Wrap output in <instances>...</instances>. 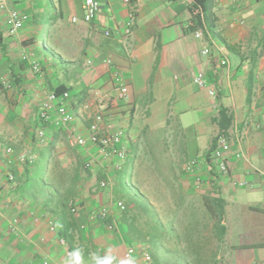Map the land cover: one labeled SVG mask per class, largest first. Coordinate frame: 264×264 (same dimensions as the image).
Instances as JSON below:
<instances>
[{
    "label": "crops",
    "instance_id": "obj_1",
    "mask_svg": "<svg viewBox=\"0 0 264 264\" xmlns=\"http://www.w3.org/2000/svg\"><path fill=\"white\" fill-rule=\"evenodd\" d=\"M82 1H5L7 13L17 8L28 15L17 35L8 37L4 27L7 13L0 10V73L17 84L14 90H18V101L28 95L37 109L42 91H54L59 86H64L72 99L82 102L91 97L87 95V91L91 92L89 86H98L99 93L111 99L115 96L113 72L122 76L128 87V101L119 103L114 122L120 125L138 118L139 131L143 132L172 120L180 134L176 137L177 148L183 149L181 155L188 158L207 153L219 132L213 120L220 108H227L233 120L224 138L232 144V150L238 147L248 158L229 159L230 179L246 181L248 186L239 189L208 175L209 180L202 170L204 196H218L225 202V235L221 241L212 229L213 221L210 225L212 258L216 264H264V180L252 169L264 166V0H210L209 25H205L200 13L205 41L194 37L198 29L193 26L194 0H131L129 6L122 0H98L100 8L93 23L81 21ZM130 12L134 24L130 36H124ZM72 18L77 21L73 23ZM40 25L53 27L50 32L59 58L39 54L34 38ZM104 30L110 31L109 37L103 35ZM66 31L74 33L78 40L65 41L62 33ZM76 45L78 55L72 57ZM204 46L209 47L208 56L201 55ZM108 57L112 59L111 68L103 64ZM87 60L92 64L87 66ZM223 60L226 65L221 64ZM33 61L39 63L40 74L32 72ZM76 70L79 74L74 77ZM197 71L203 72L208 87L216 90L215 99L208 96L206 88L193 84L192 76ZM72 110V126L77 124L78 131H85L88 121L76 115L74 103ZM125 128L129 134V160L137 136ZM4 130L9 127L1 126L0 133ZM5 145L7 142H0V150ZM5 174L0 168V178L5 180ZM2 185L0 182V189ZM4 190L2 194L0 191L3 201L5 195L14 194L22 202L14 189ZM7 207L10 205L4 204L0 210L5 213ZM38 229L34 239L46 236L45 245L53 249L49 235L42 227ZM54 251L51 254L56 261L57 253L63 255V251Z\"/></svg>",
    "mask_w": 264,
    "mask_h": 264
},
{
    "label": "rangeland",
    "instance_id": "obj_2",
    "mask_svg": "<svg viewBox=\"0 0 264 264\" xmlns=\"http://www.w3.org/2000/svg\"><path fill=\"white\" fill-rule=\"evenodd\" d=\"M0 10L7 13L5 8ZM51 29L53 27H50ZM79 31L82 34V31ZM62 37L65 41L71 39L78 40V37L74 33L68 31L64 34L62 33ZM75 47L76 52L74 47L71 51L72 57L78 55V46L76 45ZM79 61L77 60V62ZM79 68L84 70L81 65ZM78 74L79 71L76 70L74 77ZM0 78L3 81L2 84L0 83V127H9L8 131L4 130L0 133V142H7V145L0 150V159L5 158L3 149L8 146L12 147V149L16 148V156L18 157L33 155L35 163L38 161L41 152L48 150L49 157L46 169L41 165L39 176L47 179L60 174L63 179H66L68 184L71 182L68 179L73 178L72 182L75 186V192L70 198H76L80 202V207L77 215L70 218L78 226L74 228L73 236L76 244H79L83 249L86 264H92L90 253L103 255L109 249L112 250L111 254L117 261L124 259V247L126 244L141 245L150 251L146 241L139 242L136 239L137 235L127 231V223L132 227L142 226L148 218L142 212L141 214H137L134 210V204L128 203L129 196L126 194V190L121 188L123 176L126 177L128 187L132 191L134 190L139 195H142L149 202L150 207L157 214L163 226L173 221L174 229L180 232L187 223L184 215L192 214L197 221L196 229L199 235L202 236L201 238H204L203 240L200 239V242H202V259L206 264H214L212 260L214 240L210 232L212 221L209 219L202 205V198L206 193V187H202L199 190L194 189L190 179L183 171L184 162L189 158L181 155L184 152L183 149L177 148L176 137L180 134L176 131L174 121L171 120L166 125L157 124L143 132L139 131L138 118L135 119L136 122L123 121V124L120 125L127 126L132 131V135L137 136V141L135 146L132 147L128 162L124 164V170L120 173L108 172L111 184L106 189L98 190L95 187L102 173L100 166L94 164L90 170L85 169L83 161L87 159L88 153L71 147L63 131L56 130L50 125H41L34 115L36 102H32L31 97L28 95H26V98L22 95V99L18 101V90H14V87L17 85L15 81L10 78L5 79L2 73H0ZM89 87V91L91 92L88 93L87 91V95L98 90V86ZM7 95L10 96V99L7 98ZM84 102L72 99L76 115L80 119L83 116L86 120V115L81 114L79 111L80 105ZM81 122L84 124V121ZM16 123L18 124L17 126H15ZM38 127L43 128L45 132L42 144L37 142L35 137ZM77 127V124L71 126V131L73 133L81 132L78 131ZM1 164L0 168L3 167L6 171L4 165ZM18 167H20L19 164ZM205 176L210 180L207 173ZM3 180V178H0V182L3 183L2 188L6 191L8 187L6 181ZM2 193L3 191H1ZM13 195H5L4 201L1 199L2 197L0 198V208L4 206L7 198L11 200V203L7 204V206L10 205L7 208L11 210L4 208L6 210L5 213L0 210V264H40L39 249L41 246L34 239L35 236H33L39 226H34L31 223L30 219L27 218V212L34 210L38 214L52 217L54 221L55 217L44 212L42 209L30 205L27 200L21 199L22 202H20ZM116 200L122 201L125 206V211H127L125 216L126 222L123 221V212L120 213L111 208V204ZM107 205H110V220H114L116 224L115 228L111 231L104 230L102 222H98L93 218L94 211ZM12 218H16L17 221L19 220V223L17 222V229H19L20 234L16 237L12 236L7 228L6 221ZM82 225L85 227H81ZM164 246L168 249H173L174 240L168 238L164 242ZM55 248L59 249L56 245H54L53 249L47 247L53 260L55 258L51 253L52 251L55 252ZM57 254V264H65V259H62V255Z\"/></svg>",
    "mask_w": 264,
    "mask_h": 264
},
{
    "label": "built area",
    "instance_id": "obj_3",
    "mask_svg": "<svg viewBox=\"0 0 264 264\" xmlns=\"http://www.w3.org/2000/svg\"><path fill=\"white\" fill-rule=\"evenodd\" d=\"M6 0H0V9L4 8ZM125 5H130L131 0H122ZM82 18L84 23H93L97 19L100 3L98 0H83L82 1ZM28 15L17 9H11L8 11L5 21V33L8 37H14L27 22ZM73 23L77 21L76 18H72ZM134 24L133 14L130 12L127 15L126 22L123 28L124 36H130L131 28ZM205 28H198L194 32V37L200 41H205ZM103 35L105 37L110 36L109 30H104ZM210 53L209 47L204 46L201 50V55L208 56ZM25 58V57H24ZM91 60L86 61V65H91ZM103 64L111 68L112 59L105 58ZM221 64L226 65V61H221ZM31 70L35 74H40L41 68L39 63L31 62ZM112 83L115 89V96L111 99H106L105 96L99 93L98 90L93 91L89 100L80 105L79 111L81 114L86 115L88 125L85 131L79 133H73L71 126L74 123V113L72 110V98L68 91H64L61 94H56L53 91L44 90L39 95V104L36 109V118L41 125H50L56 130L63 131L68 139L69 145L73 148L86 151L88 157L84 160V168L90 170L94 164H98L104 177L96 184V189H106L111 180L108 176V172L120 173L124 170V164L127 161L129 148L128 139L129 134L124 126L116 124V119L119 103H127L128 101V87L125 79L112 72ZM192 82L197 88H206L207 94L211 98H216V90L213 86L208 87L205 74L201 71H197L192 76ZM37 142L42 144L44 142L45 132L43 128L38 127L35 132ZM241 138L238 139V143ZM4 156L7 159V163H11L14 160L19 165L34 163L33 155H25L22 157L16 156L14 160V151L12 147L8 146L3 149ZM262 155H264V146L261 149ZM229 159L247 161L246 154L240 149L236 148L232 150V144L224 137H218L216 145L212 151L203 156H196L187 159L183 165V171L185 175L190 179L194 189L199 190L204 185V179L202 170L205 169L207 174L211 176L213 180L218 182H229L232 186L242 189L248 186L246 181L232 180L230 179L231 168ZM255 174H257L262 180H264V166L252 167ZM5 181L7 187L11 189L13 187V176L6 172ZM11 203L9 198L6 199L5 204ZM110 205L102 206L93 212V218L102 222V227L106 231H111L115 228V221L110 220ZM80 207V202L76 198H70L67 202V209L72 216L77 215ZM111 208L122 213L125 210V206L122 201L116 200L111 204ZM27 218L30 219L34 226L42 227L45 232L50 236V240L57 248L63 251L62 259L67 258L68 253L71 251L67 248L66 241L58 234V229L54 219L47 215L38 214L34 210L27 212ZM108 220V222L106 221ZM106 221V222H105ZM8 232L12 236H19V229H17L16 218L6 221ZM81 227H85L82 225ZM40 251V264H57L55 260L50 256L48 252L47 238L46 236L39 235L37 238ZM50 242V241H49ZM129 254L132 255L135 260V264H153L150 252L141 245L126 244L124 247V258Z\"/></svg>",
    "mask_w": 264,
    "mask_h": 264
},
{
    "label": "trees",
    "instance_id": "obj_4",
    "mask_svg": "<svg viewBox=\"0 0 264 264\" xmlns=\"http://www.w3.org/2000/svg\"><path fill=\"white\" fill-rule=\"evenodd\" d=\"M194 3L196 12L193 26L196 28L202 27L200 19L201 12L203 13L205 25H209L210 20L208 11L210 0H194ZM40 26L41 28L38 29L34 38V43L37 45L39 54L43 57L58 56L57 58H59L60 55L57 52L56 40L51 36L50 28L47 25ZM64 91L68 90L64 86H59L53 92L61 94ZM232 120L233 117L227 108L222 107L218 110V114L213 121L217 124L219 132L212 140L211 147L207 150L206 154L213 150L218 137H227V131L232 125ZM48 157L49 152L45 150L41 152L36 163L34 162L31 165L23 164L20 165V167H18V162L15 160L11 163H7L6 157L0 160L6 171L13 176L14 182L12 189L15 190L17 196L22 200H27L30 205L42 209L44 212L54 216L58 234L65 239L67 248L72 251L74 248H81L79 244H76L73 236L74 228L78 226H76V222L71 219L74 216L69 214L67 209V202L75 192V186L72 182L73 178L71 177L68 179L71 181L68 184L66 179H63L60 174L47 179H45V177H40L39 168L43 165L44 169H46ZM103 177L104 174L101 173L100 179ZM121 188L126 190V194L129 196L128 203L134 204L135 212L137 214H141L142 212L148 218L142 226L132 227L127 223L126 228L129 233L137 235L136 239L139 242H147L154 264H206L201 255L202 242H200V239H202V236L199 235L196 229L197 221L192 214L184 215L187 223L184 225L183 229L178 232L173 227V221H170L166 226L161 224L157 214L150 207L149 202L142 195H139L128 187L125 176H123L121 180ZM202 201L204 210L209 216V219L214 223L212 229L218 241H221L225 235V202L218 196H204ZM123 213V221L126 222L125 216L127 211L124 210ZM106 221L108 222V220ZM168 238L174 240L173 249H168L164 246V242ZM213 263L216 264L215 262Z\"/></svg>",
    "mask_w": 264,
    "mask_h": 264
},
{
    "label": "clouds",
    "instance_id": "obj_5",
    "mask_svg": "<svg viewBox=\"0 0 264 264\" xmlns=\"http://www.w3.org/2000/svg\"><path fill=\"white\" fill-rule=\"evenodd\" d=\"M109 249L105 254L100 255L98 253H90V260L92 264H135V260L132 255L129 254L126 258L120 259L119 261L111 254ZM65 264H86L84 259L83 249L74 248L65 260Z\"/></svg>",
    "mask_w": 264,
    "mask_h": 264
}]
</instances>
